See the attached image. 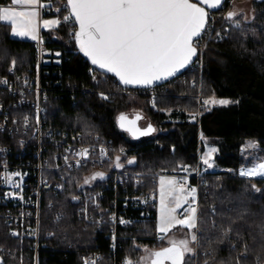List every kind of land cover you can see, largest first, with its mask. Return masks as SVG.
<instances>
[{"label":"trees","instance_id":"16d2710c","mask_svg":"<svg viewBox=\"0 0 264 264\" xmlns=\"http://www.w3.org/2000/svg\"><path fill=\"white\" fill-rule=\"evenodd\" d=\"M253 1L258 8L253 22H243L239 28H220L217 24L206 41L202 51L204 96L230 103H214L200 120L195 118L199 103L194 97L198 88L192 85L196 78L193 70L168 83L166 95L155 100L107 94L122 88L117 78L97 70V79L93 80L76 40L70 45L65 43V28L60 25L56 31H47L54 38L51 54L55 56L54 49L61 53V63H51L43 71V82L52 96L49 121L113 138L115 150L108 168L114 164L126 170L165 174L196 170L199 155L211 144L218 149V165L238 170L251 161L243 153L249 140L264 156V11L262 4ZM10 3L11 0H0V7ZM220 12L211 13L210 21ZM35 59L34 42L12 38L10 26L0 22V77L12 66L19 72H30ZM152 102L159 105L155 107ZM145 106L159 130L136 139L120 127L119 118ZM163 108L172 111L168 113ZM83 174L72 172L67 191L54 198V209L46 211L43 236L53 235L44 240L47 246L40 251L39 264H81L82 251L109 248L110 240L105 234L85 227L77 218L75 194ZM202 181L198 256L186 258L184 264H264V178L217 170L205 171ZM57 213L62 218L54 221ZM157 222L156 216L123 229L118 256L138 260L146 247L163 249L165 239L158 238ZM32 244L30 240L11 237L5 226H0V264H35ZM111 260L107 256L108 264Z\"/></svg>","mask_w":264,"mask_h":264},{"label":"built area","instance_id":"2783aa9c","mask_svg":"<svg viewBox=\"0 0 264 264\" xmlns=\"http://www.w3.org/2000/svg\"><path fill=\"white\" fill-rule=\"evenodd\" d=\"M40 4L43 5L37 6L40 35L34 42L36 59L32 70L19 72L12 66L0 77V226H5L13 238L32 241L35 264H39L40 251L47 246L44 240L53 235L43 236L46 211L54 209V198L67 191L70 174L83 171L75 194L77 218L85 227L97 228L105 234L110 245L107 250L89 248L82 251L81 264H108L107 256L112 259L110 264H129L126 256L117 254L120 233L133 224L158 216L159 178L173 175L181 185L195 189L196 195L190 196L181 216H186L190 207L196 208L198 221L203 173L200 168L192 174L126 170L114 164L108 168L115 150L113 138L56 126L49 121L52 96L43 82V71L51 63L60 64L61 53L54 49L55 56L51 54L54 38L41 24L46 19L58 20L59 24L50 30L56 31L62 25L67 45L76 40L74 33L78 27L71 17L67 0H40ZM65 16L70 17L67 22ZM210 25L209 21L205 34L195 43L199 55L190 70L202 69V51ZM88 71L96 80V68L89 64ZM165 86L120 89L123 94L156 99L163 95ZM197 100L196 117L200 120L212 110L213 104H205L200 92ZM95 170L106 173L93 184L84 183ZM61 218L62 214L57 213L54 221ZM161 237L159 234L158 238Z\"/></svg>","mask_w":264,"mask_h":264},{"label":"snow or ice","instance_id":"6c2138e0","mask_svg":"<svg viewBox=\"0 0 264 264\" xmlns=\"http://www.w3.org/2000/svg\"><path fill=\"white\" fill-rule=\"evenodd\" d=\"M222 0H67L71 17L79 25L74 33L80 50L93 65L114 73L124 85H148L172 76L184 68L197 54L194 44L205 29L207 8H216ZM15 8H0V22L12 28L16 36L36 39V7L40 0H11ZM199 5H205L199 6ZM28 6L31 10H24ZM59 11V9L57 10ZM233 13L228 14L231 18ZM69 16H65L67 22ZM58 20L44 21V26H55ZM208 103L226 105L227 100ZM122 121L125 117L121 116ZM131 130V129H130ZM146 135L147 132L141 133ZM208 161L205 160V163ZM132 163V161H129ZM264 169V164L259 166ZM240 175H264L255 170L241 171ZM87 183V181H85ZM175 180H160V222L158 230L167 233L177 224L196 227V209L191 208L184 219H177L176 209L182 207L177 199L175 208L169 209L166 195L175 191ZM179 191L183 192L181 187ZM259 191V189H257ZM192 189L191 193H194ZM184 203H187L185 198ZM123 222V221H122ZM163 239V237H161ZM192 240L196 236L192 235ZM171 246L152 253V264H184L185 253L192 252L187 240L170 241Z\"/></svg>","mask_w":264,"mask_h":264},{"label":"rangeland","instance_id":"374dc122","mask_svg":"<svg viewBox=\"0 0 264 264\" xmlns=\"http://www.w3.org/2000/svg\"><path fill=\"white\" fill-rule=\"evenodd\" d=\"M260 4L263 5L262 9L264 11V0H257ZM229 4H226L227 6H225L224 10L222 12H220V14H218L217 16H213L211 19V25H210V29L207 32V36L204 40V46L206 44L207 39L210 37V35H212V32L215 30V28L217 29V27L219 26H232L235 28H239L241 26V24L243 22H253V20L256 17V13H257V6L255 1L253 0H229L228 2ZM15 8L16 10H20V6H15L12 5V3L8 4V5H3L0 8ZM24 10H31L30 7L26 6ZM36 11L37 7H36ZM229 13H233V16L231 18H228V14ZM55 19H46L45 21H53ZM218 24V26H217ZM8 25V24H7ZM36 25H37V32H36V36L37 38L34 40L31 38V36H16L12 34V28L10 27V36L12 38H16V39H23V40H28V41H32V42H37V40L39 39V35H40V23H39V14L36 17ZM58 25V24H57ZM55 26H49V27H45L44 26V22L41 24V27L45 30L48 31ZM222 28V27H220ZM204 49V47H203ZM202 67H203V53H202ZM196 73V78L193 80L192 85L196 86L198 88V91L194 94V97L197 99V95L198 93H202L203 97L205 98L206 101H211L213 99L211 98H207L204 96V92H205V85H204V79H202V69H198V70H193ZM166 88L163 91V94L166 95ZM110 93L113 94H122L124 96H132V97H142V96H138L135 94H123L121 93V89H115V90H111L108 91ZM155 100V99H153ZM153 106L157 107V104H154V102L151 103ZM214 105V103H212ZM216 104V103H215ZM159 105V104H158ZM165 112H171V109H166L163 108L162 109ZM135 114H142V119L140 120L139 124L141 127H146V126H154V133H158L159 127L156 125V123L154 122L153 118L150 116L148 108L142 107V108H134L131 111H127L124 113V115H131L134 116ZM129 117V116H128ZM197 119V117H195ZM126 131V130H125ZM127 132V131H126ZM152 132V133H153ZM134 131H132V135H133ZM131 136V135H130ZM217 147L211 145V144H207L206 150L205 152L201 153L199 156H201V160L199 159V165L198 168L195 169H188L187 171L184 170L183 173H189L192 174L194 172H196L199 168L201 169V172L204 174L205 171H221V170H232V171H237L239 174L241 173V171H250V170H255L257 172H264V169H261L259 166L261 164H264V156L260 155L259 153V149L258 146H256V143L252 140L247 141V143L245 144L243 153H244V157L246 160H251L249 164L243 165L242 167H240L238 170L236 169H229V168H225L223 166L218 165L215 162V155L217 153ZM205 160H207L208 162L205 163ZM133 163V160H131ZM131 164V163H129ZM121 166V165H119ZM106 171L105 170H95L91 172V176L86 179L84 183L86 184H93L99 180H101L104 175H105ZM245 177H252V178H264V175H250V176H245ZM161 178L165 179V180H175L177 183L175 185V191H173V193L171 195H166V200L165 203L167 205V207L169 209L171 208H175L176 206V202L177 199H179V201L182 203V207L176 209V216L177 219H184L187 215L190 214L189 211H187V215L186 216H181V211L183 208H185L187 206L188 200L190 198V196L193 194L194 196L196 195V193H191V190L183 185L180 184V180L173 176V175H163L159 178V208H158V224H157V232L159 234H161L164 239H165V247H170V241H177L179 242L181 240V238H185L188 241V247L189 248H193V252L194 253H188L185 256V259L190 257V256H198V248H197V243H198V231H197V210H196V227L193 229H188L187 227L181 226V225H176L175 227H172L170 229V231H168L167 233H161L158 230V225L160 222V209H161V204H160V180ZM183 187L184 191L181 192L179 191V189ZM185 198L187 199V203H184ZM190 209V208H189ZM188 209V210H189ZM196 209V208H195ZM192 235L196 236V240L193 241L192 240ZM180 239V240H179ZM159 248L156 247H146L144 249V254L142 255V257L138 260H130L129 259V264H152V260L154 259V257L152 256V253H154L155 251H157ZM160 251V250H158ZM210 252V251H209ZM242 253V256H244ZM246 256V254H245ZM205 264V263H203Z\"/></svg>","mask_w":264,"mask_h":264},{"label":"water","instance_id":"95a60500","mask_svg":"<svg viewBox=\"0 0 264 264\" xmlns=\"http://www.w3.org/2000/svg\"><path fill=\"white\" fill-rule=\"evenodd\" d=\"M227 1L228 0H222L221 4L218 7H216V8H207L205 5H199V6L206 7V11L208 12V16H207V22H206V25H205V29L203 30L201 36L199 38H197V41L200 40L202 38V36L205 34V32H206V30L208 28L209 21H210V15H211V13L220 12L226 6ZM192 2L193 3H196L197 0H192ZM70 12H71V9H70ZM77 27H78V29H77V32H78L79 31V25H78V23H77ZM76 42H77V40H76ZM77 46H78L79 52L81 53L82 57L90 65H92L93 67H95L96 70H98L101 73L107 74V75L115 76L117 78V80L119 81V83L121 84L122 87L136 88V89H145V88L163 86V85H166V84H168V83L176 80L177 78H179L181 75H183L186 71H188L193 66V64L195 63V61L197 60L198 55H199L198 47L196 46V44H194V46H195V48L197 50V54L192 57L191 61L184 68L179 69L172 76H169V77L164 78V79H161V80L153 81L151 84H148V85H143V84H140V85H134V84L124 85L114 73L107 72L104 69H100L97 65H93L91 63L90 58L87 57V56H85V54L80 50V46H79V43L78 42H77ZM122 116L125 117V119L122 121L120 119L121 117L119 118V125H120V127L123 130H126L132 137H134L136 139H139V138H142V137H146L148 135H151L152 132L154 131V128L152 126H150L147 131H144V129L141 128L139 122L142 119V114H135L133 118L128 117V115H122ZM132 131H134L133 135H132ZM143 132H147V134L146 135H142L141 133H143ZM165 262H164V264H165Z\"/></svg>","mask_w":264,"mask_h":264},{"label":"crops","instance_id":"0c3cea01","mask_svg":"<svg viewBox=\"0 0 264 264\" xmlns=\"http://www.w3.org/2000/svg\"><path fill=\"white\" fill-rule=\"evenodd\" d=\"M183 209H184V208H183ZM183 209H182V210H183ZM179 240H180V239H179ZM181 240H187V239H185V238H181ZM181 240H180V241H181ZM165 248H166V247H165ZM191 249H193V248H191ZM190 253H194L193 250H192V252H190ZM186 254H188V253H185V256H186ZM184 260H185V257H184ZM165 264H171V262H170V261H166Z\"/></svg>","mask_w":264,"mask_h":264},{"label":"flooded vegetation","instance_id":"af4514ba","mask_svg":"<svg viewBox=\"0 0 264 264\" xmlns=\"http://www.w3.org/2000/svg\"><path fill=\"white\" fill-rule=\"evenodd\" d=\"M129 117L133 118L134 116L128 115ZM150 126H146V127H141L142 129H144V131H147L149 129Z\"/></svg>","mask_w":264,"mask_h":264}]
</instances>
